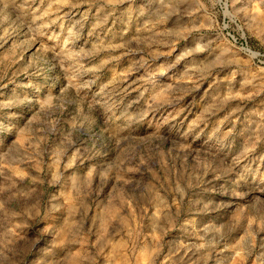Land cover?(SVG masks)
I'll use <instances>...</instances> for the list:
<instances>
[{"label":"clouds","instance_id":"obj_1","mask_svg":"<svg viewBox=\"0 0 264 264\" xmlns=\"http://www.w3.org/2000/svg\"><path fill=\"white\" fill-rule=\"evenodd\" d=\"M0 264H264V0H0Z\"/></svg>","mask_w":264,"mask_h":264}]
</instances>
